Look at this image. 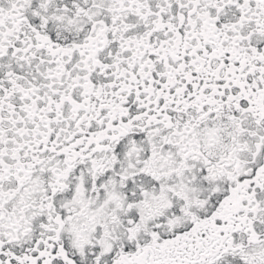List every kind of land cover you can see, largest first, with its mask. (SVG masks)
Here are the masks:
<instances>
[{
	"label": "snow or ice",
	"instance_id": "6c2138e0",
	"mask_svg": "<svg viewBox=\"0 0 264 264\" xmlns=\"http://www.w3.org/2000/svg\"><path fill=\"white\" fill-rule=\"evenodd\" d=\"M0 264H264V0H0Z\"/></svg>",
	"mask_w": 264,
	"mask_h": 264
}]
</instances>
